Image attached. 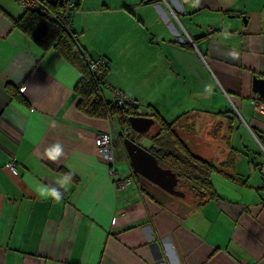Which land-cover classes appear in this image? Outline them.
<instances>
[{
    "label": "crops",
    "instance_id": "1",
    "mask_svg": "<svg viewBox=\"0 0 264 264\" xmlns=\"http://www.w3.org/2000/svg\"><path fill=\"white\" fill-rule=\"evenodd\" d=\"M23 13L17 0H0V264H264V152L254 133L264 136V115L252 105L261 97L253 78H264V0H80L71 18L79 44L107 60L108 83L177 119L192 151L220 169L219 197L200 207L188 194L162 202L124 149L116 168L123 128L78 111L80 73L13 28ZM104 131L118 178L131 179L123 188L96 149ZM57 142L64 155L53 162L43 153ZM38 184L61 199L38 198Z\"/></svg>",
    "mask_w": 264,
    "mask_h": 264
},
{
    "label": "trees",
    "instance_id": "2",
    "mask_svg": "<svg viewBox=\"0 0 264 264\" xmlns=\"http://www.w3.org/2000/svg\"><path fill=\"white\" fill-rule=\"evenodd\" d=\"M56 7L52 4L50 9L55 11ZM12 24L13 28L24 33L42 51L55 49L80 73V79L74 88L78 96L76 107L79 112L88 117L100 119L116 117L121 127L127 126L138 137L149 136L152 144L149 148L131 139L155 155L162 167L169 168L176 173L179 177V184L184 185L186 194L194 199L197 207L219 197L212 183V174L220 169L212 161L205 160L192 151L189 144L175 129L177 119L169 121L156 111L147 112V116L155 119L156 130L152 135L149 133L141 135L130 128L128 119L130 116H136L134 113L136 106L133 104L113 105L108 101L109 99L104 97L105 83L91 72L89 66V59H95L79 44L77 35L72 30L68 31L61 27L57 21L50 18L48 13L37 11H24L19 18L13 19ZM6 89L15 100L29 106V101L19 87L8 83ZM254 133L264 147V136L255 131ZM123 134L121 131L119 136ZM66 173L69 172L66 171ZM134 175L138 179L135 173Z\"/></svg>",
    "mask_w": 264,
    "mask_h": 264
},
{
    "label": "built area",
    "instance_id": "3",
    "mask_svg": "<svg viewBox=\"0 0 264 264\" xmlns=\"http://www.w3.org/2000/svg\"><path fill=\"white\" fill-rule=\"evenodd\" d=\"M24 11H37L40 13H48L53 21H57L61 27L71 31V18L77 10L80 0H17ZM57 6L55 11L50 9L51 5ZM89 66L91 72H93L100 80H103L105 87L110 89L112 97L108 100L113 105L126 106L135 105L134 113L136 116H146L147 111L140 107L136 101L130 99L123 92L113 88L107 81V66L106 60L98 58L95 60L89 59ZM252 105L255 112L264 115V98L255 97L252 99ZM96 149L110 164V173L114 177V183L116 187H125L131 183L130 178H118V172L115 169V156H114V143L113 135L111 132L104 131L95 134L94 137ZM263 152L264 148L261 146ZM12 173L18 174V169L15 160H11L7 164ZM260 172L264 180V162L260 165ZM251 264V263H245Z\"/></svg>",
    "mask_w": 264,
    "mask_h": 264
},
{
    "label": "water",
    "instance_id": "4",
    "mask_svg": "<svg viewBox=\"0 0 264 264\" xmlns=\"http://www.w3.org/2000/svg\"><path fill=\"white\" fill-rule=\"evenodd\" d=\"M237 16L240 17V15ZM253 90L264 98V78L256 76L253 78ZM128 121L130 128L141 135H146L155 125V119L150 116H130ZM123 147L140 183L162 202L168 203L162 197L164 195L171 199L185 196L184 192L177 189L179 177L171 169L162 167L155 155L129 137L123 139Z\"/></svg>",
    "mask_w": 264,
    "mask_h": 264
},
{
    "label": "clouds",
    "instance_id": "5",
    "mask_svg": "<svg viewBox=\"0 0 264 264\" xmlns=\"http://www.w3.org/2000/svg\"><path fill=\"white\" fill-rule=\"evenodd\" d=\"M225 37L227 38V33H225ZM53 126H55V122H53ZM259 144L260 146H262L260 142ZM63 155H64V148L63 145L59 142L46 148L43 153L44 157H46L48 160L53 162L59 161L60 158L63 157ZM71 179H72V174L66 173L61 178H59L55 183L58 184L61 188H66L67 185L71 182ZM34 190L37 197L40 199L43 200L52 199L54 201H59L61 199V193L55 188H49L47 185L38 184Z\"/></svg>",
    "mask_w": 264,
    "mask_h": 264
},
{
    "label": "rangeland",
    "instance_id": "6",
    "mask_svg": "<svg viewBox=\"0 0 264 264\" xmlns=\"http://www.w3.org/2000/svg\"><path fill=\"white\" fill-rule=\"evenodd\" d=\"M103 94H104V97L106 99H110L109 93H107L106 88H103ZM132 98H133V100L135 99L134 101H136L137 104L140 107H142L144 110H148L149 109V106H150V103L149 102L150 101H148V98L146 96H144L142 93L140 95H138L137 97H132ZM122 128L125 130L123 132L124 133L123 136H119L118 135L119 136V139H116V138L114 139V143L116 144L117 148H119L121 150V153H120L121 158H122V151L124 149V147H123V139L125 137H128L129 136L130 138H133L134 140H137L142 146L147 147V148H149L152 145L151 142H150V140H149V136L148 137H144V138L143 137H138L134 132H132L129 128H127V126H123ZM155 130H156V126L154 125V126L151 127V129L149 130L148 133L150 135H152L155 132ZM251 146H253V144ZM211 147H212V145H211ZM114 154H115V152H114ZM119 159L120 158H118V160H116V168L119 169V170H122V167H125V165H124V162L125 161H124L123 158L120 159V160ZM125 164H126V162H125ZM186 198H189V195H187Z\"/></svg>",
    "mask_w": 264,
    "mask_h": 264
},
{
    "label": "flooded vegetation",
    "instance_id": "7",
    "mask_svg": "<svg viewBox=\"0 0 264 264\" xmlns=\"http://www.w3.org/2000/svg\"><path fill=\"white\" fill-rule=\"evenodd\" d=\"M177 189L182 191V192H184L186 194L183 184H178Z\"/></svg>",
    "mask_w": 264,
    "mask_h": 264
}]
</instances>
